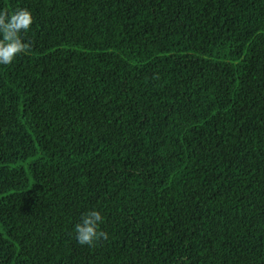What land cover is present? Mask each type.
I'll return each instance as SVG.
<instances>
[{
	"label": "trees",
	"instance_id": "16d2710c",
	"mask_svg": "<svg viewBox=\"0 0 264 264\" xmlns=\"http://www.w3.org/2000/svg\"><path fill=\"white\" fill-rule=\"evenodd\" d=\"M0 264H264V0H0ZM99 211L108 235L81 246Z\"/></svg>",
	"mask_w": 264,
	"mask_h": 264
},
{
	"label": "clouds",
	"instance_id": "9594fccd",
	"mask_svg": "<svg viewBox=\"0 0 264 264\" xmlns=\"http://www.w3.org/2000/svg\"><path fill=\"white\" fill-rule=\"evenodd\" d=\"M34 23L31 12L26 8H17L12 12L0 10V65H11L17 56L30 50L22 33H28ZM103 216L99 211H89L81 217L74 227L75 238L81 246L95 247L108 235L101 231Z\"/></svg>",
	"mask_w": 264,
	"mask_h": 264
}]
</instances>
